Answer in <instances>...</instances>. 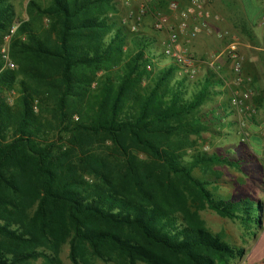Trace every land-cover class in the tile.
Listing matches in <instances>:
<instances>
[{
	"label": "trees",
	"instance_id": "16d2710c",
	"mask_svg": "<svg viewBox=\"0 0 264 264\" xmlns=\"http://www.w3.org/2000/svg\"><path fill=\"white\" fill-rule=\"evenodd\" d=\"M115 11L113 0H29L17 21L0 0V39L16 26V68L0 72V264H60L63 245L71 264H228L244 249L205 229L200 213L261 226L258 202L216 199L193 175L238 159L185 160L230 113L201 109L222 79L146 71L151 42L116 26Z\"/></svg>",
	"mask_w": 264,
	"mask_h": 264
},
{
	"label": "rangeland",
	"instance_id": "374dc122",
	"mask_svg": "<svg viewBox=\"0 0 264 264\" xmlns=\"http://www.w3.org/2000/svg\"><path fill=\"white\" fill-rule=\"evenodd\" d=\"M14 6L17 21L27 20V5L29 0H10ZM36 1V0H35ZM41 5H46L48 0H38ZM116 4V11L109 14L116 26H123L127 31L133 33V37L138 36L143 38H148L151 42L148 45V50L146 55L151 56L150 51L161 50V42L165 40L162 33L155 32L153 28L155 12L165 11L166 8H162L160 1L149 0L147 3L148 11L142 19L140 24L135 23V14L138 11V5L132 4L128 5L122 3L121 0H113ZM180 4H184L186 0H174ZM218 21L211 23V30L208 35L211 36L213 41L219 43L210 44V52H202L195 54L193 51H187L191 54L199 64L206 61L212 56L217 55L226 48V46L235 41L237 43L238 55L242 58V63L245 62V57H248L250 48L247 47V43L251 42L250 38L245 34V31L241 35L236 36L234 32L228 26L223 27L222 30L215 29V26L220 25ZM135 25V30H132V26ZM15 26V25H14ZM224 26V25H223ZM12 29V28H11ZM226 30L229 32V36L224 39L216 38L217 33ZM243 30V29H242ZM10 32L2 35L0 39V51L6 46L10 45ZM132 36H128L126 46L124 49H131L132 43L130 39ZM156 42V43H155ZM189 46V43L187 44ZM156 64L154 65L153 71L167 67L168 64L163 60L161 53L159 55H154ZM203 65V64H202ZM197 68L196 78L193 82L194 84H200L205 76H208L209 71L203 66ZM222 68L219 70V76L215 77L222 79L223 90H220L219 85H213L212 91L218 94L210 96V100L201 107L202 110L209 109L213 106H220L222 104L230 105L234 100L239 101L242 99L243 93L249 94L248 99L241 102V111L229 110L232 115L228 116L227 121L216 122L211 125V131L206 132L199 138H195L196 146L186 152L185 160H189L191 155L195 153H215L226 159L239 160L238 167L229 165H215L211 171H200L195 169L193 175L198 179H204L209 182L208 189L213 194L216 199H239L241 197H248L256 202L261 209V226L259 228L245 229V227L237 220H230L221 218L210 210H206L200 213L201 220L204 223V228L213 234L221 235L228 244L244 249V255L241 258H236L230 261L228 264H263L264 263V149L259 151H254L250 147L251 143L247 137L249 133L246 119L255 120V115L250 110V104L253 102V91H251L249 85H247L245 79L246 75L243 74L244 83L240 88H235L231 84L232 72H231V58L229 54H225V59L222 62ZM243 65V64H242ZM211 74L209 76H211ZM221 74V76H220ZM216 79V78H215ZM197 86V85H196ZM198 87L193 86V91H196ZM192 93V88H188L187 95ZM16 95L15 91L6 94V98L9 104L13 102V98ZM230 107V106H229ZM227 118V117H226ZM194 138V137H193ZM192 138V139H193ZM239 147V149H237ZM251 155L253 158H247L246 156ZM220 176L217 180L214 173ZM216 179V180H215ZM58 260L60 264H71L68 259V246L63 245L60 248L58 254ZM28 264H44V260L39 258L34 261H30ZM92 264H121V261L116 257L112 256L109 260L102 261L100 259H95Z\"/></svg>",
	"mask_w": 264,
	"mask_h": 264
},
{
	"label": "built area",
	"instance_id": "2783aa9c",
	"mask_svg": "<svg viewBox=\"0 0 264 264\" xmlns=\"http://www.w3.org/2000/svg\"><path fill=\"white\" fill-rule=\"evenodd\" d=\"M148 1L149 0H121L122 3L128 5H138V11L135 14L136 24L142 22L143 17L149 10L147 6ZM213 3L214 0H187L184 4L170 1L165 11L155 12L153 28L155 32L162 33L165 37V40L161 42V56L168 65L176 67L175 76L177 79L194 81L196 78L198 62L181 45L182 43H190L203 32H209L212 27L211 23L219 21V15L211 10ZM260 24L264 25V11L260 17ZM135 28L136 26L133 25L132 30H135ZM15 29L16 26H13L10 30V36L14 33ZM217 34L220 39L229 36V32L226 30L220 31ZM227 53L232 63L230 67L233 74L231 84L238 89L244 83L245 79L243 78L242 58L238 55L237 43L235 41L229 43L226 48L217 55L201 63L207 71L219 76V70L222 68L221 64ZM148 58L150 62L146 66V71L151 72L156 64L154 59L156 57L150 56ZM0 61L2 62L0 72L16 68V65L10 58L9 45L1 49ZM248 96V92L243 93L241 100H234L230 103V108L233 109V111H241L242 107L240 104L248 99Z\"/></svg>",
	"mask_w": 264,
	"mask_h": 264
},
{
	"label": "crops",
	"instance_id": "0c3cea01",
	"mask_svg": "<svg viewBox=\"0 0 264 264\" xmlns=\"http://www.w3.org/2000/svg\"><path fill=\"white\" fill-rule=\"evenodd\" d=\"M184 1V0H182ZM184 2H187L184 1ZM213 12L220 17V25L217 24L215 29L222 30L223 27L228 26L236 36L241 35L243 31L250 37L251 42L247 43L250 48L248 57H245L243 63V74L245 73L247 85L253 91V102L250 104V110L255 115V120L246 119L248 128L247 137L250 141V147L254 151L264 149V25L260 24V17L264 11V0H214L212 5ZM224 25V26H223ZM243 29V30H242ZM216 38H219L216 35ZM220 39V44H221ZM156 43V42H155ZM219 43L213 41L208 32H203L193 39L189 46L188 43H182V47L187 51H193L195 54L202 52H210L211 45ZM161 51V50H160ZM158 51H150L151 56L156 55ZM203 54V53H202ZM202 64L197 63V68ZM203 66V65H202ZM204 67V66H203ZM205 78V77H204ZM220 90L223 86L220 85ZM220 113L227 104L220 103ZM224 114V113H223ZM228 116L232 115L227 114ZM224 116L222 121H227L228 116ZM227 117V118H226Z\"/></svg>",
	"mask_w": 264,
	"mask_h": 264
}]
</instances>
